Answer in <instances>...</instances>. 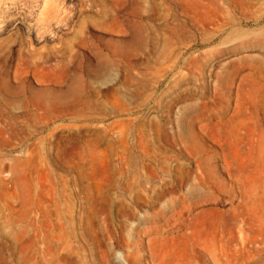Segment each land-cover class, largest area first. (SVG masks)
I'll return each mask as SVG.
<instances>
[{"label":"rangeland","instance_id":"rangeland-1","mask_svg":"<svg viewBox=\"0 0 264 264\" xmlns=\"http://www.w3.org/2000/svg\"><path fill=\"white\" fill-rule=\"evenodd\" d=\"M0 264H264V0H0Z\"/></svg>","mask_w":264,"mask_h":264}]
</instances>
